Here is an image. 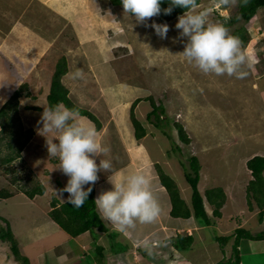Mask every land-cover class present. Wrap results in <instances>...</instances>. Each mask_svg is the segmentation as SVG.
I'll use <instances>...</instances> for the list:
<instances>
[{
	"label": "rangeland",
	"instance_id": "rangeland-1",
	"mask_svg": "<svg viewBox=\"0 0 264 264\" xmlns=\"http://www.w3.org/2000/svg\"><path fill=\"white\" fill-rule=\"evenodd\" d=\"M96 4H101V8ZM51 5L55 7L52 8ZM199 5L201 8L207 7L209 0H201ZM72 7L75 8L73 17L68 12V8ZM210 20L225 25L232 35L239 30L246 34L248 42L244 47L247 48L251 67L247 69L248 75L245 79L226 75H205L177 55L184 50V41L176 39L179 36V31L175 28L178 17L168 23L160 22L158 17H153L145 24H139L134 17H128L123 8H113L108 0H0V99L7 97L12 90H21V86L26 84L27 88L22 90L23 97L19 99V111L16 115L22 125V141L27 130L34 131L20 157L0 166V190L21 196L24 195L22 187L26 182L34 185L41 181L39 175L44 170L43 160L45 153L48 152L45 150V144L40 143L44 138L37 134L36 127L43 113V107L49 106L44 96L50 90L56 66L62 58L66 59L69 72L81 68L85 74L83 80H73L77 84L76 88L87 87L86 92H81L86 94L84 97H75L73 91L76 88L72 89L70 76L66 75L62 78L64 85L71 88L69 93L74 97L73 103L81 109L96 114L99 120L109 126L106 131L114 130L116 133L121 131L126 134L122 132L125 124L132 127L130 121L132 103L137 97H142L144 101L138 104L135 114L148 132L149 137L147 136L143 141L153 142L155 149L163 148L169 151L173 148L170 140L164 137L162 130L156 131L157 129L147 121V115L153 110L151 102L148 101L151 98L156 105L164 108L162 119L169 117L171 124L178 123L185 126L186 133L195 126H199L204 131L202 138L188 135L193 148L196 147L198 140L201 148L216 147L218 141L223 140L221 129L234 128L240 123L243 133L238 147L236 146L235 151L230 150L228 154L218 155L220 157L218 162L222 164L235 162L237 154L246 158L254 152L256 154L257 151H264V140L261 137H257L254 143L250 141L252 136L264 135V11L260 9L249 23H245L240 15L239 4L227 9H216ZM70 22L78 26L74 27V23ZM153 23L169 26L167 39L157 36L155 29L150 26ZM117 26L123 28L121 35L117 37L124 40L122 35L126 34L130 37V43L126 45L127 50L120 51L126 49L123 42L118 41L119 39L110 40L115 49L112 52L111 46L100 45L99 38L101 34L111 39L115 34L112 35L108 30ZM125 28L129 35L123 33ZM76 35L79 37L85 35V39L92 40L89 45L96 48L95 53H91L92 47L83 46L84 42ZM39 36L47 43L46 46L36 49L34 43L40 44L36 38H40ZM258 55L262 62L259 61ZM94 56H96L95 63ZM91 57L93 61L90 60ZM90 62L97 64V67L92 68L94 64L89 66ZM105 66L113 78H110L112 83L107 81L106 85L110 88L115 86L117 90L121 83L125 87L123 92L112 91L107 97L104 90H100L103 86L100 84L98 73L101 74ZM6 70H10L13 74L10 72L7 74ZM91 70H94V74ZM196 93L200 94L196 96ZM101 100L104 105L98 110H93V104L98 106ZM132 129H129L127 134H132L134 132ZM165 131L173 136L186 154L189 153L188 156L193 155L194 151L193 153L189 151L185 143L178 139V132L172 125L169 124ZM119 140L126 141L123 138ZM8 142L3 141V149L0 150L2 159L9 157L11 153L7 147ZM164 152L161 151V154ZM212 155L204 154L203 157L207 161L206 159L202 161V164L205 163L212 168L210 172L207 169L204 173L211 175L207 180L210 186L218 185L215 183L222 181L219 177L233 176L230 170L216 171L213 163L217 164V161L212 159ZM179 158L187 163L184 157L179 156ZM213 170L215 174H211ZM59 173L61 172L56 171L50 179L54 184L57 180L61 181L56 175ZM218 173L224 175L218 177ZM47 185L50 189H58L54 185ZM55 196L57 195H53L52 201ZM250 198H253L252 193ZM27 205L17 199L0 201V229L8 227L7 222L3 220L7 217L12 223L13 230H16L17 234L21 232L23 234V236L18 235V243L20 246H25L26 256L27 253H33L26 247V242L43 235L36 237L33 232L35 228H43V215L37 208ZM29 229L28 233L24 232ZM121 250L125 251L124 248ZM8 254L10 255V245L0 241V264H18L8 260ZM39 260L42 264H54L55 254H45Z\"/></svg>",
	"mask_w": 264,
	"mask_h": 264
},
{
	"label": "crops",
	"instance_id": "crops-1",
	"mask_svg": "<svg viewBox=\"0 0 264 264\" xmlns=\"http://www.w3.org/2000/svg\"><path fill=\"white\" fill-rule=\"evenodd\" d=\"M96 5L101 8V4ZM53 6L55 7V5H51L52 8ZM68 10L71 17L75 16V8H68ZM70 23L73 24L74 22ZM73 26L75 27L78 25L74 23ZM121 28V26H117L111 28L112 30H108L112 35L115 34L111 39L100 34V45L102 47L109 45L111 46L112 52L115 51L110 40H117L120 38L117 37V35H120ZM124 33L128 34V30L125 29ZM130 36H132V34ZM39 37L40 38H36L40 44L37 45L34 43V48L36 49L46 46L45 44L47 43L44 42L45 40H43L41 36ZM77 37L80 41L84 42L83 46L92 47L91 44L89 45L92 40L89 41L85 39V35H80L81 38L79 35ZM122 42L125 46L124 48L130 43L126 37H124ZM95 50L96 48L92 47L91 53H95ZM95 58L96 56H94V63ZM90 60L93 61L92 57ZM94 63L90 62L89 66ZM94 66L97 67V64H94L92 68H94ZM103 68L104 70L102 72L100 71L101 74L97 72L101 79L100 84L103 86L100 90H104L107 97L110 95L109 92H122L118 85L117 90L115 86H111L110 88L106 85L107 81L108 83H112L110 82L112 76L106 69V66ZM6 72L7 74L8 72L12 73L10 70H6ZM91 72L94 74V70H91ZM13 82H15V79ZM69 82L73 83L72 89L77 87L73 79H70ZM13 85H15V83ZM66 87L71 91L69 86ZM85 88L87 89V87ZM85 88H76L73 91L75 97L86 96V94L81 93L86 92ZM13 91L14 90H12L7 97L5 96L0 99V108L7 101L5 99H9ZM29 91L31 90L29 89ZM48 93L49 91L45 93V102ZM70 97L74 101L72 93ZM102 105H104L102 100L98 103V106L93 104V110H98ZM118 105H120V103H118ZM85 118L84 124L96 128V125L91 120L87 117ZM100 122L102 127L97 130L100 132V137L98 138L99 142L103 146L108 147L110 151L106 157H94L97 164L99 165L100 160L103 158L110 159L112 162V171L118 173L120 179H123L127 174L134 171L145 172L152 181L154 194L163 209L162 215L154 224L138 225L136 230L125 236L115 230L110 223L104 221L96 208L107 231L100 232L98 229H95L77 237L69 236L50 217L53 195L56 194L55 191L63 189L66 186L69 177L66 175H64V177L62 171L57 170L58 160L56 158L52 160V157H49V154L45 153L43 160L45 167L41 175H39L41 180L40 184L45 188V193L43 195H37L33 199H30L25 194L21 196L20 194H13L12 197L8 198V200L17 199L24 205L28 204L27 206L35 207L43 215V228H35L33 231L36 237L43 235L30 242H26V247L33 251V253H27L28 257L24 252L25 246H20L18 243V235L22 232L17 234L16 230H13L10 220L7 219V217L3 218V220L8 222L9 226H11L10 228H12L11 231L18 243L20 253L22 256L28 258L29 264H42L39 259L45 254L53 253L55 254L54 264H264V238H249L245 235L246 237L241 238L239 242L237 241L239 231H245L247 235H252L253 237L264 234L263 216L260 213L264 204L255 205L254 210L250 212L244 196L246 184L253 178L251 172L247 168V162L256 156L264 157V151H257L256 154L254 152L253 154H249L246 158H242L240 154H237V158L233 156L235 162L231 161L232 163L227 162L226 164H222L218 162L220 155L228 154L230 150H234L238 147L243 133L240 128V123L234 128L226 127L225 130L221 129L223 132V140L218 141L217 146L212 149H209V147L201 148L199 140L197 143L198 145L194 143L196 147L193 148L191 146L193 150L191 149L190 151L192 153L194 151L193 155L198 158L202 166L203 174L207 169L209 172L212 169L209 168L207 164H202V161L206 159L203 155H212L213 150L212 159L217 161V164L213 163L216 167L215 170L222 169L223 172L230 170L233 174V176L227 178L223 176L219 177L220 175H224V173H218V177L222 181L215 183L218 185L210 186L207 180L211 178V175L208 173V175L204 174L205 176L203 177L201 171L203 178L199 182V190L206 212V219L209 221L207 225L204 222L206 220L205 218L197 219L194 215L192 204L193 191L185 177L184 167L181 165V162L185 163V160L176 156L180 155V157H184L183 154H176L171 148L169 151L159 148L161 151H165L161 154L159 149H155V144L153 142L145 143L143 141L148 136V133L145 138L138 141L135 138L133 124L132 127L131 125L125 124V128L122 132H126V134H123L121 131L119 133H116L114 130L113 132L106 131L109 126L106 123L104 124L101 119ZM129 129L134 131L132 133L133 135L127 134ZM191 129L192 130L189 129L188 135L191 134L192 137L202 138L203 134H205L199 126H195V128L192 127ZM213 134H215V132ZM254 135L256 134L254 133ZM257 137H261L262 140H264V135L263 137L262 135H256L250 137V141H252V143L256 142ZM119 138L126 139V141L119 140ZM43 140L44 141L40 143L45 144V138ZM156 141L158 143V140ZM45 150H47L46 147ZM188 154L189 153L186 155L188 156ZM157 166L175 182L181 200L190 211V218L172 216V202L166 188L160 181ZM50 167L51 169H48ZM55 170L61 172L56 174L61 181L57 180L54 184L50 179L52 175L56 173ZM214 172L213 170L211 174H215ZM45 174H47V176H45ZM112 174V172L105 171H100L98 173V181L95 185L91 184L95 191V199L102 191L112 190L113 186L108 181V177ZM33 175V177H35L34 172ZM47 184L51 186L54 185L58 189H50ZM89 185L85 186V190H87ZM68 195V193H64L63 200L59 196L55 197L61 204H64L67 202ZM29 231L30 229L24 232L28 233ZM21 235L23 236V234ZM145 237L156 241L153 256H149L140 243ZM122 248H124L125 251H122ZM134 256L136 258H134Z\"/></svg>",
	"mask_w": 264,
	"mask_h": 264
},
{
	"label": "clouds",
	"instance_id": "clouds-1",
	"mask_svg": "<svg viewBox=\"0 0 264 264\" xmlns=\"http://www.w3.org/2000/svg\"><path fill=\"white\" fill-rule=\"evenodd\" d=\"M162 2L163 0H121L123 7L110 4L114 8H123L124 13L128 14V17H134L137 23L145 24L147 20L161 14ZM247 3L248 0H209V6L201 8L198 0H170V6L163 9L165 15H170L174 7L186 9L178 17L175 25L179 31L176 39L184 41V50L177 55L205 75H226L236 79H245L248 75L247 69L251 67L247 48L238 36L232 35L223 24L211 21L210 17L216 9H227ZM150 26L155 29L157 36L167 39L169 32L167 24L153 23ZM122 30L123 28L120 32ZM122 37L130 41V37L126 34ZM122 50L125 51V49H120ZM67 75L73 80L85 78L81 68L70 71ZM199 94L196 93V96ZM85 119L78 109L68 108L63 102H59L54 106L43 107V113L37 122V134L45 138V147L49 157L57 158L58 169L69 177L66 186L55 191L56 195L62 199L63 194L68 193L67 203L76 208L82 207L94 189L91 184L95 185L99 179L98 173L100 171L112 172L113 174L108 177L109 183L113 186L112 190L102 191L95 199V205L101 218L125 236L136 230L138 225L154 224L162 215L163 209L154 194L150 177L143 171H134L120 179L119 174L112 171L110 159L103 158L98 165L94 157H106L110 149L99 142L100 132L94 126L84 124ZM181 126L185 131V126ZM186 135L188 136V133ZM189 140L191 141L190 138ZM170 143L172 144V140ZM176 144L182 148L177 141ZM172 146L173 152L181 154L179 151H174L175 146L173 144ZM185 146L187 149L190 148L192 141L190 145L185 144ZM249 171L252 175V171L250 169ZM86 185H89L87 190H85ZM263 209L264 207L261 208L260 213L264 223ZM140 243L149 256L154 255L155 240L145 237Z\"/></svg>",
	"mask_w": 264,
	"mask_h": 264
},
{
	"label": "trees",
	"instance_id": "trees-1",
	"mask_svg": "<svg viewBox=\"0 0 264 264\" xmlns=\"http://www.w3.org/2000/svg\"><path fill=\"white\" fill-rule=\"evenodd\" d=\"M109 1L113 6L123 7L121 0ZM200 2L201 0H198V4H200ZM169 6L170 0H163L161 4V14L156 16L158 17L160 22H171L186 11V9H183L181 7H174L170 15H165L163 13V9H166ZM260 9L264 11V0H248V3L246 5L240 4V15L242 20L245 23H249ZM226 26L229 25L226 24ZM234 34L235 36H238L240 38L243 45L247 44V36L246 34L242 33V30L236 31ZM258 59L260 62H262L259 58V55ZM68 72L67 61L66 59L62 58L56 66V71L51 81V88L47 95L49 106H54L59 102H63L68 108H76L79 110L81 116L87 117L89 120H91L96 125L97 130H99L102 126L100 120L96 117V115L92 114L90 111L79 108L75 105V103H73V100L70 97L69 89L63 84L62 81V78L66 76ZM121 87H123L121 91H124L125 87L123 84H121L119 88ZM26 88L27 85L23 84L21 86V90H16L11 96L10 100L6 104H4L2 108H0V150L3 149V141L7 140L9 141L7 143V147L11 151L10 155H8L9 157H6L4 159L0 158V166L9 164L19 158L34 134L33 130H27L24 133L25 135L22 141V125L20 124V120L18 119V117H16L19 111V99L23 97L22 90ZM142 101H144L142 97H137V99L133 101L131 107L130 118L135 130V138L137 140H142L147 134L146 129L137 119V116L135 114L138 104H140ZM149 101L151 102L153 110L147 116V120L150 124L154 125L155 128L162 130L163 134L167 138L172 140V144L175 146L174 151H179L181 154L183 153L185 159H187L188 164L181 162V165L184 167L185 177L193 191L192 204L194 215L197 219H206V212L199 190V182L202 179V166L200 165V162L195 155H186V152L176 144V141L173 140V136L165 131V128L170 124L177 130L179 139L181 141H183L186 145H190L191 141L189 140L181 125L171 124L169 117L166 119H162V115L165 113L162 106L156 105L154 100H152L151 98L149 99ZM16 122H18V124ZM13 142H15L14 145ZM15 146H17V148H14ZM188 149L190 151V148ZM247 167L252 171L253 179L250 180L246 185L244 196L246 204L248 205V209L251 212L254 210L255 205L264 204V157L253 158L252 160L247 162ZM157 172L162 185L166 188L170 196V200L172 202V216L190 218V211L181 200L179 190L173 179L169 177L159 166H157ZM12 183L15 182L12 181ZM27 184L29 186H27ZM22 188L24 194L30 199H33L36 195H43L45 193V188L40 184V182H36L34 183V185H30L28 182H26V185ZM250 193L253 194V198H250ZM10 197H12V194L9 193V191L0 190V201L6 200ZM51 205V219L69 236L77 237L85 232L93 231L95 229H98L100 232L107 231L96 210L94 189L92 190L88 199L84 202V205L82 207L76 208L71 204H68L67 202L61 204L56 198L54 199V201H52ZM204 222L207 225L209 223L207 219ZM245 235L249 238H264V234L253 237L252 235H247L245 231H239L237 235V241L239 242L241 238L246 237ZM0 241L4 244L10 245V255L8 254L7 257V259L9 258L8 260H12L20 264H29L28 258L21 255L18 243L11 231L9 224L7 228L0 229Z\"/></svg>",
	"mask_w": 264,
	"mask_h": 264
}]
</instances>
